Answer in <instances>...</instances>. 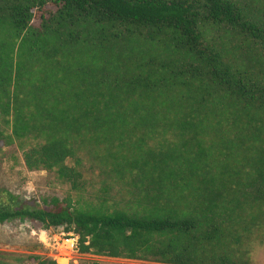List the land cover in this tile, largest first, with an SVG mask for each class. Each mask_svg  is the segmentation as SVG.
<instances>
[{
    "label": "trees",
    "instance_id": "1",
    "mask_svg": "<svg viewBox=\"0 0 264 264\" xmlns=\"http://www.w3.org/2000/svg\"><path fill=\"white\" fill-rule=\"evenodd\" d=\"M254 2L0 0V109L7 140L35 143L26 168L75 189L81 173L66 161L78 163L79 144H105L113 171L139 181L132 211L0 196V225L64 228L81 255L251 264L245 247L264 229V0ZM168 133L167 149L147 143Z\"/></svg>",
    "mask_w": 264,
    "mask_h": 264
},
{
    "label": "rangeland",
    "instance_id": "2",
    "mask_svg": "<svg viewBox=\"0 0 264 264\" xmlns=\"http://www.w3.org/2000/svg\"><path fill=\"white\" fill-rule=\"evenodd\" d=\"M246 7L260 8L255 0H239ZM186 78L191 77L185 73ZM6 116L0 109V193L3 201L12 202L15 199L17 206L28 208H41L48 210L46 203L56 198L59 200L70 199L75 207L96 208L105 211L127 210L132 211L133 195L136 193L135 186L139 184L136 177L137 170H128L125 173L113 171L116 162L108 152L107 145L99 148L79 144L76 159L70 158L66 165L76 168L81 177L76 188L71 184L58 180L54 171L35 170L30 171L24 164L23 152L29 150L35 144L31 140H7L11 135V128L7 126ZM229 138H233L235 131L226 128ZM139 135V134H137ZM8 141V142H7ZM204 145L210 148L211 141L207 137ZM175 138L172 134L156 135L147 143L154 151L167 149L172 146ZM112 153L115 149H110ZM214 150V148H213ZM129 169V168H128ZM11 197V198H10ZM44 230L38 224L29 220H12L0 225V264H36L34 257L43 261L55 262L57 253L46 249L41 239ZM53 244V239L66 233L64 228L51 229L48 231ZM245 249L251 264H264V229H255L251 240ZM70 264H159L154 262L112 259L94 255H77Z\"/></svg>",
    "mask_w": 264,
    "mask_h": 264
},
{
    "label": "built area",
    "instance_id": "3",
    "mask_svg": "<svg viewBox=\"0 0 264 264\" xmlns=\"http://www.w3.org/2000/svg\"><path fill=\"white\" fill-rule=\"evenodd\" d=\"M50 233L45 231L42 233L43 239L41 242L46 249H51L57 253L56 261L57 264H70L74 256L79 255V239L74 233H62L57 239H53V244L51 243Z\"/></svg>",
    "mask_w": 264,
    "mask_h": 264
}]
</instances>
